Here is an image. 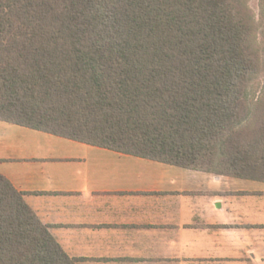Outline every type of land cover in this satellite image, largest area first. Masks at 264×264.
<instances>
[{"label": "trees", "instance_id": "1", "mask_svg": "<svg viewBox=\"0 0 264 264\" xmlns=\"http://www.w3.org/2000/svg\"><path fill=\"white\" fill-rule=\"evenodd\" d=\"M253 39L240 0H0V121L264 181ZM23 195L0 175V264H75Z\"/></svg>", "mask_w": 264, "mask_h": 264}, {"label": "crops", "instance_id": "2", "mask_svg": "<svg viewBox=\"0 0 264 264\" xmlns=\"http://www.w3.org/2000/svg\"><path fill=\"white\" fill-rule=\"evenodd\" d=\"M0 175L75 264H264V181L0 121Z\"/></svg>", "mask_w": 264, "mask_h": 264}, {"label": "rangeland", "instance_id": "3", "mask_svg": "<svg viewBox=\"0 0 264 264\" xmlns=\"http://www.w3.org/2000/svg\"><path fill=\"white\" fill-rule=\"evenodd\" d=\"M240 1L253 24V49L256 53L255 58L257 63L254 77L248 84L246 99L248 114L246 120L241 125L244 129L254 126L261 117H264V0ZM217 161L216 159L215 163Z\"/></svg>", "mask_w": 264, "mask_h": 264}]
</instances>
